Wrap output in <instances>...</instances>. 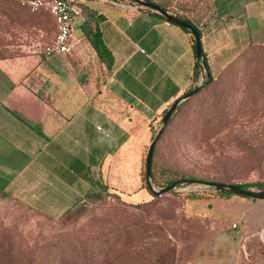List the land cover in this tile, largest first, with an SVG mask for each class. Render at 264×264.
<instances>
[{
	"label": "crops",
	"instance_id": "obj_1",
	"mask_svg": "<svg viewBox=\"0 0 264 264\" xmlns=\"http://www.w3.org/2000/svg\"><path fill=\"white\" fill-rule=\"evenodd\" d=\"M92 1L110 66L84 35L83 14L67 52L0 59V190L53 219L93 194L142 190L148 127L187 92L197 59L193 34L157 10ZM144 1L199 29L212 77L264 46V0Z\"/></svg>",
	"mask_w": 264,
	"mask_h": 264
},
{
	"label": "rangeland",
	"instance_id": "obj_2",
	"mask_svg": "<svg viewBox=\"0 0 264 264\" xmlns=\"http://www.w3.org/2000/svg\"><path fill=\"white\" fill-rule=\"evenodd\" d=\"M53 29L46 8L0 0V59L41 54ZM211 78L171 114L152 159L159 178L199 181L156 198L145 188L87 196L57 219L0 192V264H264V200L222 198L203 183H264V46ZM162 116L148 127L141 169Z\"/></svg>",
	"mask_w": 264,
	"mask_h": 264
},
{
	"label": "trees",
	"instance_id": "obj_3",
	"mask_svg": "<svg viewBox=\"0 0 264 264\" xmlns=\"http://www.w3.org/2000/svg\"><path fill=\"white\" fill-rule=\"evenodd\" d=\"M78 5L81 9V12L82 14L84 15L85 17V20L82 24V29H83V32H84V35L88 38V40L90 41L91 45L93 46V48L96 50L99 58L101 61L105 62L107 66H110V63H111V54L109 52V50L105 47V45L103 44V42L101 41V38H100V35H99V28H98V21L101 19V15L97 14L92 8H88V9H85L86 8V5L85 4H81L78 2ZM178 19H181V18H178ZM182 20V19H181ZM185 21V20H184ZM190 23V22H189ZM200 34V31L199 29L193 25L192 23H190ZM190 32V31H189ZM195 41H194V37H193V47H194V51H195ZM196 55V54H195ZM203 56H204V53H203ZM203 63H206L205 62V59L204 61H200L198 59L195 60V66H194V69H193V74H192V83L190 85V87L188 88L187 91H190L192 90L193 88H195L197 85H198V81L199 79H201L202 76H204V71H203ZM205 80V79H204ZM203 80V81H204ZM212 80V78H211ZM210 80V81H211ZM185 101V100H184ZM183 101V102H184ZM182 103V102H181ZM171 105V104H170ZM169 105V106H170ZM166 107L160 114L163 115L166 110L169 108ZM170 118V117H169ZM169 120V119H168ZM163 132V131H162ZM162 134V133H161ZM154 137V136H153ZM160 137V136H159ZM159 139V138H158ZM152 140V139H151ZM158 141V140H157ZM151 142V141H150ZM157 143V142H156ZM149 146V145H148ZM156 146V144H155ZM148 149V148H147ZM154 151H155V148H154ZM154 151H153V155H154ZM145 159H146V156H145ZM152 159H153V156H152ZM161 172H165V170H161ZM156 170H154V167L153 165L151 166V181H152V184H154L155 186H161V187H164V186H167L169 184H172L174 182H176L178 185L182 184V182L184 181H187L191 178H186L185 176H172V175H169L168 172H167V175L164 177V178H159L158 174H156ZM140 178H141V187L145 188L149 195L152 197V198H156L157 196L154 195L148 188V185L146 183V177H145V166H144V169H141L140 168ZM194 180V179H193ZM196 181H199V180H194V182ZM189 182V181H188ZM222 182V181H221ZM227 183V182H226ZM234 184H237L239 185L241 188H244V189H247V190H252L251 188H257L258 190L260 191H264V183H261V182H255L253 184H239V183H234ZM213 189L215 190V192H217V194L221 195L222 198L223 197H230L233 196V195H236V196H239V197H243V198H249V199H252V200H262V199H256V198H252V197H249V196H243V195H238V194H235V193H232L230 191H224V190H219V189H216L215 187H213ZM1 193H4V194H8L2 190H0ZM110 193L112 192H104V193H99V194H93L91 196H95V197H102L104 195H110ZM113 196L115 197H118V194L116 193H113ZM202 195L199 194V193H190L189 194V197L190 198H200ZM82 200V199H81ZM78 203V202H77ZM77 203L74 205L76 206ZM29 206V205H28ZM73 206V207H74ZM72 207V208H73ZM71 209V208H70ZM69 209V210H70ZM68 211V210H67ZM66 211V212H67ZM62 216V215H61ZM53 219V218H52ZM236 226V225H235Z\"/></svg>",
	"mask_w": 264,
	"mask_h": 264
},
{
	"label": "water",
	"instance_id": "obj_4",
	"mask_svg": "<svg viewBox=\"0 0 264 264\" xmlns=\"http://www.w3.org/2000/svg\"><path fill=\"white\" fill-rule=\"evenodd\" d=\"M138 1L145 7H149V8L157 10L162 15H164L167 18V20H169L170 22H173V23L189 30L193 34V37H194L196 58L200 61H204L203 50L201 47L199 32L189 22L174 17L173 15L167 13L163 8H161L160 6H158L152 2L144 1V0H138ZM203 71H204V74L206 76L205 80L199 82V84L195 88H193L190 91L185 92L179 98H177L176 100H174L171 103V105L169 106V108L166 110V112L163 114V116L161 118V127L157 130V132L155 133L151 142L149 143V146H148V149L146 152V159H145V177H146V183L148 185L149 190L156 196L174 191L177 187L176 186L177 183L174 182L172 184H169V185L161 187V188H156L152 184L151 166H152V156H153L155 144H156L159 136L161 135L164 127L166 126L169 117L174 112V110L177 108V106L181 102L186 100L187 98H189V97L193 96L194 94H196L197 92H199L203 88V86L207 85L210 82L211 75L208 71L206 63H203ZM202 80H203V76H202ZM187 181L194 182L193 179H189ZM203 183L206 186L215 187L216 189H219V190L230 191V192L238 194V195L249 196L252 198L264 200V191L247 190V189L241 188L237 184L226 183V182H221V181H203Z\"/></svg>",
	"mask_w": 264,
	"mask_h": 264
},
{
	"label": "built area",
	"instance_id": "obj_5",
	"mask_svg": "<svg viewBox=\"0 0 264 264\" xmlns=\"http://www.w3.org/2000/svg\"><path fill=\"white\" fill-rule=\"evenodd\" d=\"M20 6L35 11L46 8L51 14L56 32L51 42L46 46L44 53L63 54L71 47V29L73 19L82 15L77 0H12ZM202 81V77L200 82Z\"/></svg>",
	"mask_w": 264,
	"mask_h": 264
}]
</instances>
